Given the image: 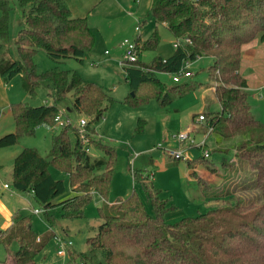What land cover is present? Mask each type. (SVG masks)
Returning <instances> with one entry per match:
<instances>
[{
	"label": "trees",
	"instance_id": "trees-1",
	"mask_svg": "<svg viewBox=\"0 0 264 264\" xmlns=\"http://www.w3.org/2000/svg\"><path fill=\"white\" fill-rule=\"evenodd\" d=\"M17 2L22 28L12 51L10 18L14 7L9 0H0V76L4 84H9L20 75L21 87L31 99L36 97L40 86L51 84L52 103L39 106L21 101L12 103L15 131L0 137V149L17 145L23 136H33L42 124L54 127L59 105L70 97L72 107H66V118L71 112L84 114L91 118L89 125L104 117L106 101L113 103L99 84L85 81L75 71L37 70L36 56L40 51L55 61L74 59L83 64L96 42L87 18H74L65 0ZM150 16L156 24L166 25L176 39L188 38L191 44L175 48L168 58L157 57L150 64L138 59L126 66L130 93L123 103L138 108L154 99L161 107H167L174 97H183L187 89L173 81L174 85L168 88L160 83L157 74L178 72L187 59L192 62L205 57L212 59L208 76L216 85L214 93L221 110L204 113L205 126L212 127L223 141L238 139L230 150L238 158L237 165L248 167L253 176L248 182L233 186L235 190L258 195L245 199L227 190L209 198L225 196L233 200L195 218L169 224L165 216L175 207L160 197L161 190L150 182L149 171L135 169L133 179L146 194L147 202L133 190L109 208L100 207L102 223L96 235L87 239L88 250L75 255L69 249L66 264H264V124L251 113L248 83L241 75L244 46L257 38L264 43V0H152ZM159 41L157 31L144 42L138 36V54L155 50ZM144 126L145 122L139 120L136 133H142ZM90 131L96 134L94 127ZM93 143L106 159H93L79 144L76 128L66 125L65 130L53 137L47 156L35 149H24L15 157L14 190L31 192L51 227L56 225L51 209H62L63 219L81 220L85 218L84 209L92 192L107 199L118 158L107 144ZM202 159L206 160L203 156ZM222 165L234 166L225 161ZM50 168L68 174L72 196L56 201L66 187L62 179H54ZM103 168L101 174L96 173ZM198 184L203 185L201 180ZM13 219L15 225L6 229L0 244L8 252L13 243H17L18 249L1 264H36V258L54 240L55 232L39 236L33 231L30 217L16 213ZM1 225L0 218V229Z\"/></svg>",
	"mask_w": 264,
	"mask_h": 264
},
{
	"label": "rangeland",
	"instance_id": "rangeland-1",
	"mask_svg": "<svg viewBox=\"0 0 264 264\" xmlns=\"http://www.w3.org/2000/svg\"><path fill=\"white\" fill-rule=\"evenodd\" d=\"M9 1L14 7L10 18L11 43L9 48L14 51V39L22 28V13L17 0ZM130 4L135 12L138 11L137 6H139L140 17L121 18L118 16L115 19L107 20L110 22L107 25L111 29L109 39L105 42L100 40L95 42L92 50L87 52L83 64L74 59L55 61L44 51H40L36 56L38 72L53 69L75 71L85 81L99 84L107 92L108 97L113 100V103L109 100L106 101L104 117L97 124L89 125L91 118L84 114L71 112L68 115L74 127L78 125L80 119L88 121L91 142L90 155L93 158H107L102 151L96 148L93 141L107 144L116 152L118 159L113 168L111 190L107 199L102 198L97 192H92L90 202L84 209L85 218L81 220L63 219L62 209H51L50 215L56 221L55 227H51L43 212L41 214L34 213V211L43 209L34 196L31 193L14 190L12 169L15 157L24 149H35L43 156H47L53 137L59 135L62 129L65 130L66 125L57 124L54 127H49L42 124L36 128L33 136H23L17 145L0 149V202L3 209H6L10 215L18 213L19 216L30 217L33 231L39 236L53 230L56 235L72 241L71 251L75 255L88 250L87 239L96 235L97 227L102 223L98 210L100 207L105 205L109 208L115 204L117 199L127 198L133 190H136L147 202L146 194L133 179L132 174L135 169L148 170L152 174L150 182L156 189L161 190L160 197L169 200L170 205L175 207L165 216V220L169 224H176L184 218H195L233 200V198L225 196L209 198L227 190L235 197L241 195L245 199L258 195L257 192L245 193L239 189L235 190L234 186L244 183V181L248 182L249 177L253 175L248 167L237 165L238 158L235 152L230 150L238 139L223 141L216 131H212L206 140L209 151L206 160L202 159L201 151L190 146L189 142H185L182 147L187 149L190 161L180 160L176 165L170 164L168 150L181 148L178 136L190 132V138H194L196 142L200 141L207 127L203 123L197 122L198 117L204 113H217L221 110L214 93L216 85L209 80L208 76L212 59L205 57L194 62L191 61L192 77L183 78L179 83L186 86V94L183 97H174L171 105L167 107H161L154 99H150L148 103L138 108L123 103L124 97L130 93V87L126 82L125 72L121 65L124 50L121 43L125 39L135 42L138 36H141V40L144 42L153 37L157 31L160 38L158 47L155 50L144 51L138 58L140 62L150 64L157 57L165 59L173 55L174 44L177 42L166 25L154 22L149 12V0H142L141 4L131 1ZM143 21L146 23L139 32L136 31V26L141 25ZM252 42L254 43L251 46L245 45L246 47L243 48L241 75L250 83L251 113L264 124V43L260 42L258 38ZM157 77L160 83L168 88L174 85L172 74L158 73ZM1 84L0 100L3 99L6 104L2 101L0 104V137L3 136L5 128H8L6 134L10 133L11 129L8 126L12 127L14 123L12 115L9 113L11 103L21 101L30 106L52 103L50 95L52 85L49 83L38 88L34 99L24 93L20 75L6 86L3 82ZM67 106L72 107V97L60 104L59 108L64 110ZM66 115L67 113L64 111V118ZM194 116L196 117L193 118ZM139 120L145 122L142 133L135 131ZM98 125L100 130H98ZM92 127L95 129V135L90 131ZM70 136L72 144H74V137ZM223 161L234 166L232 168L223 167ZM188 162L192 164L191 167L188 166ZM104 169L96 173L101 174ZM50 171L54 179H62L65 182L66 191L56 201H62L72 196L73 191L70 187L68 174L54 168H50ZM199 180L202 181V186H199ZM3 183H7L10 189H3ZM207 196L208 198H206ZM147 209L153 214L149 203H147ZM0 218L3 223L5 219L1 214ZM10 222L1 227L0 239L7 232L6 229L15 225L13 219ZM17 249V243L11 245L9 252L0 244V264L9 259L10 253L16 252ZM68 259V254L65 257L57 255L56 245L52 241L35 262L36 264H66Z\"/></svg>",
	"mask_w": 264,
	"mask_h": 264
},
{
	"label": "built area",
	"instance_id": "built-area-1",
	"mask_svg": "<svg viewBox=\"0 0 264 264\" xmlns=\"http://www.w3.org/2000/svg\"><path fill=\"white\" fill-rule=\"evenodd\" d=\"M141 27L138 25L136 27V31H140ZM191 44V40L188 38H179L177 39V42L174 44V47L177 48L182 45ZM123 47V53L121 58V65L122 66H130L138 61L139 54H138V45L135 42H130L128 39H125L121 43ZM192 62L190 60H185L182 67L178 72H175L172 74V81L175 83H180L183 78H191L192 73L190 72ZM64 110H59V113L56 117V125H72L69 118H64ZM198 123H206L205 116L200 115L197 119ZM77 132V140L79 144L81 145L82 149L86 151L87 153H90L91 151V142H90V134H89V127H88V121L86 119H80L78 125L75 127ZM213 128L208 126L206 131L203 133V138L196 142L194 138H190V132L182 133L178 136V141L181 144V148L175 149V150H168L169 156L174 161H180V160H189L188 151L187 149L182 147V144L185 142H189L190 146L196 147L199 151H201L204 158H207L209 156V151L207 148V138L209 137L210 133H212ZM5 189L10 188V186L5 183L3 184ZM43 212V209L34 211L36 214H41ZM39 241V239H38ZM54 243L57 248V255L59 257H65L68 254V250L72 248L73 242L62 237L55 235L54 237Z\"/></svg>",
	"mask_w": 264,
	"mask_h": 264
},
{
	"label": "crops",
	"instance_id": "crops-1",
	"mask_svg": "<svg viewBox=\"0 0 264 264\" xmlns=\"http://www.w3.org/2000/svg\"><path fill=\"white\" fill-rule=\"evenodd\" d=\"M65 1H66V4L68 5V7L71 11V14L74 18H87L89 26L95 35L96 42L99 40L101 42H105L109 39L111 29L107 25L110 23L107 20L115 19L118 16L121 18L122 17H130V18L132 17L133 18V16H136L137 18L140 17L139 13H138L139 9H140L139 6H137L138 11L136 10V12H135V11H133L134 8H132V5L130 4L131 1L133 2V0H131V1H129V0H65ZM141 1L142 0H139L137 3L141 4ZM151 6H152V0H149V5H148L149 12H150ZM133 12H135V13L133 14ZM129 20H131V19H129ZM253 43L254 42L247 44L246 46H251V44H253ZM252 46H254V45H252ZM122 67H123V69H125L126 66H122ZM124 72H125V70H124ZM125 74H126V72H125ZM1 82H3V81H2V78L0 76V86L2 85ZM247 83H248V89L247 90L249 92L250 83L248 80H247ZM5 86H6V84H5ZM13 88H14V86H13ZM9 89H10V86H9ZM1 101L4 104H6V102L3 99L0 100V104H1ZM11 104L9 105V108H10L9 113L10 114H11ZM3 127H5V126H3ZM8 127H10V129H11L10 133L15 131V124L14 123H13L12 127H11V125H9ZM7 129L8 128H5L4 132L2 133L3 135L6 134ZM98 130H100L99 125H98ZM99 158H101V157H99ZM93 159H97V158H93ZM170 159H171L170 164L177 162V161H174L171 157H170ZM3 184H5V183H3ZM3 189H5L4 186H3ZM8 189H10V188H8ZM8 189H6V190H8ZM29 193H31V192H29ZM0 214L5 219L4 222L2 223L1 227H3V224L8 225L9 223H11L10 220L12 221V219L14 217V214L10 215L6 212V209H3L1 202H0Z\"/></svg>",
	"mask_w": 264,
	"mask_h": 264
}]
</instances>
